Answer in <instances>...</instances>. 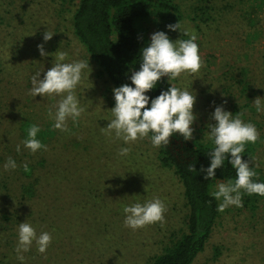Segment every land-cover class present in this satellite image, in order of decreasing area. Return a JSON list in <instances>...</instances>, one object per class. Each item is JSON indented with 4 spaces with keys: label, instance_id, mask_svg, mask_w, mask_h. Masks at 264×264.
<instances>
[{
    "label": "rangeland",
    "instance_id": "1",
    "mask_svg": "<svg viewBox=\"0 0 264 264\" xmlns=\"http://www.w3.org/2000/svg\"><path fill=\"white\" fill-rule=\"evenodd\" d=\"M234 1L211 0V9L206 11L209 17L204 20L196 9L206 4L204 0H179L181 33L169 30L159 19H148L143 27L149 40L156 31H164L172 41L189 39L183 35L185 30L196 34L204 61L201 70L160 80L193 89L197 118L191 140L212 141L208 139V125L215 123L211 115L216 106L223 105L233 116L243 113L241 118L259 132L254 153L244 160L264 173V111L257 112L253 104L256 97L264 99V84L256 79L260 77L257 65L264 47V6L250 12L259 36L248 42L244 36L252 25L247 27L240 12L251 6L246 3L242 9L232 5ZM45 31L54 33L47 42L43 40ZM40 44L48 55H40ZM59 51L68 53L65 62L88 59L70 31L69 14H64L55 0H0V264H144L184 229L186 208L181 185L171 170L159 165L157 147L149 137L126 144L114 132L107 133V124L114 119L113 89L90 58L91 72L90 68L84 70L75 89L85 111L75 122L68 118L69 131L53 127L49 109L54 114V106L62 97H33L30 79L38 69L46 72ZM236 66L247 67L248 79L254 80L246 95L230 86ZM27 119L41 128L51 125L54 129L44 156L47 175L55 178L52 190L56 200L53 205L49 197V204L33 200L34 205L18 210L20 216L11 223L2 219V213L13 212L7 203L17 206L12 191L16 180L5 169L4 158L9 157L8 150L21 143L20 126ZM127 147L130 153L120 155V149ZM153 197L166 205L164 222L136 230L126 227L123 208ZM257 204L253 210L232 205L221 211L204 249L190 264H264V197ZM24 221L36 229L37 236L41 232L52 235L45 253L38 251L35 241L29 251H16L18 225ZM19 255H23L22 261Z\"/></svg>",
    "mask_w": 264,
    "mask_h": 264
},
{
    "label": "trees",
    "instance_id": "2",
    "mask_svg": "<svg viewBox=\"0 0 264 264\" xmlns=\"http://www.w3.org/2000/svg\"><path fill=\"white\" fill-rule=\"evenodd\" d=\"M55 1L64 14H69L70 31L73 37L83 47L90 60L98 68L99 74L105 77L112 89L124 84L134 87L130 76L134 70L140 69L143 47L150 43L143 22L148 19H159L169 25L180 21L183 16L177 3L179 0ZM210 1L204 0L205 5L196 6V9H199L204 16V20L209 17L206 11L211 9V4H208ZM246 3H249L251 7L246 11H241L240 16L248 28L252 25L250 32L244 36V39L250 42L251 39L254 40L259 36V29L255 27L256 19L250 12L256 6H264V0H235L231 4H237L243 9ZM201 8L204 10L201 11ZM260 51L262 54L257 65L260 77L256 79L262 85L264 84V47ZM236 70V73L233 72L230 75L233 80V83L231 82L233 85L230 84V86L236 89L238 87L241 95H246L247 91L252 89L254 80L248 79L247 67L236 66ZM170 86L169 81L165 79L158 81L153 90L145 93L149 96L148 106L150 107L151 99L157 97L161 91H167ZM32 125L37 124L27 119L20 126V142L28 138L27 132ZM39 128L40 132L37 133L36 138L47 146L54 135V129L51 125ZM152 135L153 133L149 132L148 137L151 139ZM15 145H20V151L17 152L16 147H13V150H8V153L9 157L16 162L17 167L8 169V171L16 180V187L12 191L17 206L7 203L13 212L2 213V219L9 220L11 223H14L13 219L20 216L18 210L20 211L25 205H34L33 200L36 203L37 199H41L45 204H49L51 199V205L56 200V191L52 190L55 178L48 177L45 170L47 159L44 156V149L32 153L22 143ZM256 145L257 142L245 145L242 160L254 153ZM214 147L213 141H185L178 133L172 134L167 146L157 147L156 158L159 165L171 170L181 185L186 215L184 229L170 240L162 252L154 255L144 264H190L204 249L221 213L218 206L222 201L216 200L211 193L217 190L218 183L236 179V170L228 163L230 154H226L224 166L215 170V177L204 179L206 173L202 172L201 168L209 167L211 158L208 155ZM9 157L4 158L6 163ZM25 164L28 167L27 171L24 168ZM190 165L194 166L196 172L189 171ZM249 165L257 173V177L254 178L256 182L264 183V173H261L252 163ZM5 188L9 190L7 186ZM241 193L243 206L252 210L264 197L257 194L248 195L243 190ZM38 210L40 211L39 208ZM52 222H49L51 227Z\"/></svg>",
    "mask_w": 264,
    "mask_h": 264
},
{
    "label": "clouds",
    "instance_id": "3",
    "mask_svg": "<svg viewBox=\"0 0 264 264\" xmlns=\"http://www.w3.org/2000/svg\"><path fill=\"white\" fill-rule=\"evenodd\" d=\"M166 27L171 31L179 30L180 32L181 25L177 21ZM53 34L45 31L43 40L45 42L51 40ZM183 35L188 36L189 39L172 41L164 31L151 34L150 43L143 47L140 69L133 71L130 76L134 87L124 84L112 90L115 106L111 108L114 119L107 124L109 135L114 132L117 139H122L128 144L148 137L151 132L153 133L151 142L154 147L167 146L173 133L180 134L185 141L193 138L192 125L197 118L193 112L196 101L193 89L190 91L187 88L181 89L171 85L167 91H161L157 97L151 99L150 107L148 106L149 96L145 94L153 90L162 77L175 79L184 73L194 75L204 66L196 43V34L185 30ZM37 48L42 57L49 54L44 51L43 44L37 45ZM67 59L68 53L59 51L55 57L56 62L46 72L44 69H38L31 74L30 79V91L33 97L36 95L62 97L54 106L56 108L54 114L52 109H49V116L55 121L53 127L61 131H69L68 118L75 122L85 111L80 106L75 89L81 83L84 70L90 68L89 57L87 60L65 62ZM42 72L44 76L40 79ZM253 104L257 112L264 111V99L256 97ZM242 116L243 113L233 116V113L226 111L223 105H219L215 107L211 115L215 123L208 125V139L214 142L215 147L208 155L211 158L209 167L201 168V171L206 173L204 179L215 177V170L224 166L226 154H230L228 163L236 170L234 181L218 183L217 190L211 193L216 200L222 201L218 206L219 211H224L232 205L242 207L241 190L248 195L264 196V183L256 182L254 178L257 177V173L249 165V161L242 160L245 145L256 143L259 132L254 124L245 122ZM38 132H40L39 126H30L27 132L28 138L21 142L32 153L40 149L46 150V145L36 138ZM16 151H20V145L16 146ZM130 151V147L121 148L119 154L126 156ZM4 167L6 170L15 169L17 165L9 157ZM24 168L28 170L27 164ZM189 171L196 172V169L190 165ZM166 210L165 203L159 197H153L143 203L135 202L126 205L123 208L125 226L136 230L149 224L163 223ZM52 239L49 232H41L37 236L36 229L24 221L18 225L16 251L18 253L29 251L35 241L38 251L43 254ZM18 259L22 261L23 255H19Z\"/></svg>",
    "mask_w": 264,
    "mask_h": 264
}]
</instances>
